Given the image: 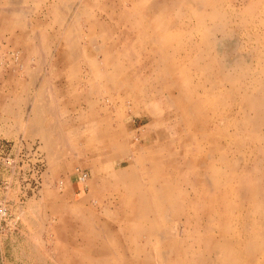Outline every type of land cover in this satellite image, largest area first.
<instances>
[{
    "label": "rangeland",
    "instance_id": "rangeland-1",
    "mask_svg": "<svg viewBox=\"0 0 264 264\" xmlns=\"http://www.w3.org/2000/svg\"><path fill=\"white\" fill-rule=\"evenodd\" d=\"M144 1L146 12L138 0H0V264H121L134 259L114 245H128L120 228L133 206L122 183L107 176L114 158L99 134L119 124L129 136L138 135L141 145V137L154 133L146 126L166 108L159 104L163 96L153 95L147 108L141 102L154 48L140 30L151 13L159 12L161 24L173 30L162 40L177 46L161 52L175 60L178 93L196 97L190 74L200 85L205 76L217 75L212 68L205 76L199 72L196 67L203 63H193L197 51L185 47H202L201 34L215 25L204 18L201 27L192 14L209 11L202 4L207 0ZM212 2L221 14L236 11L226 16L232 24H220L228 35L210 31L217 54L213 61L222 63L226 74L246 63L264 81V72H258L264 68V0ZM106 54L120 63V72L135 77V85L107 86L102 76L115 63L106 64ZM234 88L235 93H204L208 102L195 114L199 127L210 129L192 149L201 151L207 170L204 214H196L202 192L196 182L182 187L191 202H175L173 193L161 191L168 212L160 233L150 239L156 249L152 264H173L176 234L171 229L176 223L182 228L180 251L191 245L199 253L192 264H264V92ZM130 161H114L115 167ZM187 172L197 178L195 168ZM141 240L133 236L134 242ZM103 246L108 247L105 257L94 253Z\"/></svg>",
    "mask_w": 264,
    "mask_h": 264
},
{
    "label": "bare ground",
    "instance_id": "bare-ground-1",
    "mask_svg": "<svg viewBox=\"0 0 264 264\" xmlns=\"http://www.w3.org/2000/svg\"><path fill=\"white\" fill-rule=\"evenodd\" d=\"M202 4L204 6H209L210 10L209 11H207V10L201 11L198 13L193 12L192 13L193 16L197 17V21L199 22L201 27H203L204 18H208V19L214 21L215 25L213 27H208L207 32L201 34V38H202V41L204 43L202 47H198V48H195L193 46H185V47L188 49L190 48L192 53L194 50L197 51L196 59L193 60V63L196 64L197 66H198V64L203 63L202 68L199 66L196 67V68H198L199 72H201L205 76L207 70L212 68V69H215V72L214 71L213 72L216 73L217 75H212V73L210 75L207 74L208 76H205V78H203L204 83L202 85H200V84H198V82H195V83L192 82L194 80V77L190 74L188 76V80L191 81L194 90H196V92H197L196 97H191L190 95H188L186 97V96H183L181 93H178L179 89H178L177 84H178L179 80H177V76L175 75V71H176V69H174L175 60L173 62V59L171 58V56L165 55L161 52L163 50L173 49V48H175V45L177 46L176 43H172V42L169 43V42H165L162 40V37H163L162 34H166V32H171L173 30H172V28H170V24L169 25L168 24H166V25L161 24L159 12L151 13L148 11L149 12L148 15L152 14V16H150V22H148L147 24L146 23L144 24L143 30H140V34L142 36H145V37L148 34V38H149L148 41L152 45V48H154V49H151L152 50L151 56H150V62L151 63H150V66L147 67V69H146V71L148 73L145 74L146 78L143 81V83L141 84L143 86V88L145 89V91L141 90V95H142L141 102L147 108V107H149V100L152 99L153 95H156L158 98L163 96L164 100L162 99L163 102H161V103L159 102V104H165V107L168 109L166 110V108H165L164 109L165 111L161 110V112H159L158 115L155 116V121L151 124H148V126H146L149 128L150 131H153L154 133L146 135L143 138L141 137V139H142L141 141L143 143L141 145L138 143V141H140V140H138V135H136L135 133L132 132L131 135L129 136L128 132L127 131L124 132L125 130L119 124H118V129L110 128L108 131H105V132H102L99 134V136H100L99 140H101L102 144H105V147H107L110 150L109 152L111 154V157L114 158V161H120V160H126V159L132 160L129 163H127L121 167H115V162L113 161L110 164V167H109L110 170L108 171V174H107V176L109 178L114 179L115 181L122 183L124 189L126 191H128V194L130 196L129 197L130 206L131 207L133 206L131 211L129 212V214H127L126 218L123 220L124 221L123 227L120 228L121 230L126 232L125 238L128 241V245H127V243H126V246L125 245L121 246L119 243H114V245L119 246L121 249H126L128 252H130L129 253L130 256L133 257L134 259L133 260H125V261L123 260L121 264H152L151 263V260H152L151 254H153L156 249H155V245H153L151 247L150 239H151V237H154L160 233L159 229L161 228V226L163 225L165 220H167L166 215L168 212L164 208L165 206L163 207V204H161V201H160V193H162L161 191L167 192L170 194L173 193L172 195L176 196L175 202H177V199H181V200L186 199L187 202H191L190 197H187L188 193H190V192L188 190H187L188 192L186 190H183L182 187H183V185L187 186L190 182H196L200 186V190L202 191V192L200 191L201 193L199 195V199L197 198L198 202L199 203L201 202V203L199 205V208H198L196 214H200L201 216H203V214H204V210H203V208H204V206H203L204 194H203V191L205 190V187L208 183L207 170H206L204 158L201 156V154H198L201 151L198 153L192 151L193 143H197V147H199L201 141L205 140L206 134H208V131L210 130L208 128V126H205L204 124H203L204 126L202 125L201 127H199V124L197 122L198 120H197V117L195 115L197 113V111H199L200 108H202L208 102V100H207L208 98L203 97L205 95L204 93H209L211 91H214L215 89H220V90L222 89L221 91L224 90V93H228V92L230 93V91L231 92L235 91L234 87H236V88L240 87V89H243V91H246V92H258V91L264 92V81L259 80V78H257L256 75H254L253 71L251 70L252 68H250L248 64H246V63H242V64H238V65L236 64L235 70H233V73L226 74L223 72L224 65L222 63L217 64L215 61H213L214 59L217 58V54L214 51L215 42H214V38L212 36V33L210 31L213 30V31H215V33H217V32H220V30H221L223 34L228 35V32L226 31V29L224 27H221L220 24L226 23L229 25V23L232 20L230 19V17H226V16L229 13L235 15L236 11L232 8L233 10H231V9L227 10V11L225 10V11H222L223 13L221 14L219 12L220 8L214 7V3L212 2V0H207V2L202 1ZM137 6L143 8L144 12H146L148 10V9L146 10V8H145L146 4H145L144 0H138ZM230 24H232V23H230ZM259 26H261V25H259ZM133 36L134 35H132V37ZM253 36L255 38H258L257 34H254ZM261 41H259V42H261ZM261 43H262V47H263L264 43L263 42H261ZM79 48H80V46H79ZM129 49H128V51L131 52V49L130 50ZM72 52H73V50H72ZM73 53H74V55L80 54V52L77 50ZM117 55H119V54H117ZM124 55H125V53H124ZM204 57H209L210 61H206L204 59ZM72 58H73V56H72ZM212 61H213V63H212ZM111 62L115 63L111 66V67H113L112 71L109 73H104V75L102 76V77H104L106 83L108 84L107 86L109 88L115 84L118 85L120 88H124V87L129 88L130 86L136 84V81H134L135 77L130 76L129 74H123L122 72H120V69L122 68L120 66V63L114 61L112 59V57L111 58L109 57V59H108V56L106 54L105 55V63L109 64ZM237 62H238V60H237ZM176 64H178V63H176ZM176 67H177V65H176ZM128 72H129V70H128ZM258 72L263 73L264 68L263 69L259 68ZM211 76H213V77H211ZM256 78L260 82L259 86L257 85V79ZM223 84H229L230 87L225 89L223 87ZM127 95H125L124 97L125 98L128 97ZM134 99L140 100L137 97H135ZM121 100H123V99L121 98ZM244 101L246 104L252 103V100H249V101L244 100ZM150 104H151V101H150ZM261 107H259V108H261ZM242 108H244V107H242ZM153 110L154 109L152 108L151 110H148V112H150V111L152 112ZM246 114H247V112H246ZM255 117H256V115H255ZM256 119H259V118H256ZM232 121H233V119H232ZM257 123H259V122H257ZM110 124H112V123H110ZM110 124H109V126L111 127ZM213 124H214V122H213ZM251 125H253V124H251ZM199 131L202 133L201 137L196 136V134ZM168 134L170 136L166 137V135H168ZM246 137L247 136H245V138ZM134 139H137V140H134ZM237 139H238V137H237ZM148 140H149V143H146L145 141H148ZM237 142H238V140H237ZM226 143H228V142H226ZM200 149L202 150V147H200ZM220 151H222V150H220ZM205 154H206V152H205ZM183 167H186V171H183ZM194 168L196 169V171L198 173L197 178L190 179L189 177H187L188 176L187 171L188 170L190 171L191 169H194ZM167 174H168V176H167ZM183 191L185 192L184 194L182 193ZM185 194H186V196H185ZM196 194H198V193H196ZM229 195L231 196V194H228V196ZM222 196H220V198ZM225 198H226V196H225ZM223 200H225V199H222V201ZM132 202H139V204L134 205V203L132 204ZM226 204H227V202H226ZM223 205H224V203H223ZM231 205H232V203H231ZM173 206H174L173 208H176L175 204ZM239 207H240V205H239ZM172 210L175 211L174 209H172ZM136 212L138 213L140 218H138L136 216ZM220 218L222 219V216ZM223 221H221V222H223ZM174 223H176V222H174ZM225 223L226 222H224V224ZM238 227H239V225H238ZM172 228L173 229H171L172 230L171 232L176 234V235H174L176 237V240L174 239L172 242V245L176 246V248L174 250H172L173 251L172 254L175 257V260H174L175 264H181L182 261H185L187 264H192V262L194 261L195 258L196 259L199 258L198 251L196 252L195 249H193L192 246L189 245L187 247V249L184 250V252H181L180 248H179L180 247V239L177 235L180 234V231L182 228L179 226V223L174 224V227H172ZM224 229H226V227ZM244 230H246V229H244ZM103 231L106 233V235H108V237L112 236L110 233V230L103 229ZM166 233H167V231H166ZM244 234H246V233L244 232ZM225 235H226V233H225ZM133 236H137V237L141 238L142 240L140 242H134ZM92 238H94V237H92ZM105 248H108V247L103 246L102 248L95 249L94 253L97 255L99 254V255L104 256V254H106ZM256 249H259V246H257ZM222 257L225 258L224 255ZM76 262H77V260H76ZM174 262H173V264H174ZM115 264H117V263H115ZM196 264H199V263H197V261H196Z\"/></svg>",
    "mask_w": 264,
    "mask_h": 264
}]
</instances>
